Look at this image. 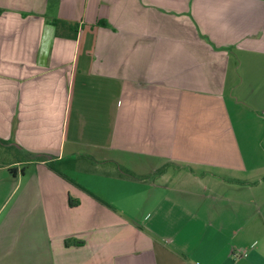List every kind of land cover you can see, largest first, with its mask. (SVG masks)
Wrapping results in <instances>:
<instances>
[{"label":"crops","instance_id":"obj_1","mask_svg":"<svg viewBox=\"0 0 264 264\" xmlns=\"http://www.w3.org/2000/svg\"><path fill=\"white\" fill-rule=\"evenodd\" d=\"M0 139V264H264V0H0Z\"/></svg>","mask_w":264,"mask_h":264},{"label":"rangeland","instance_id":"obj_2","mask_svg":"<svg viewBox=\"0 0 264 264\" xmlns=\"http://www.w3.org/2000/svg\"><path fill=\"white\" fill-rule=\"evenodd\" d=\"M14 151V149H9V150H6V149H4V147L3 146H1L0 145V162H3V161H6V160H9V158H11V159H13V152ZM86 151H88V150H86ZM86 151H84V153L86 152ZM21 155V154H20ZM19 155V156H20ZM28 157V155H26V154H22L21 155V157L22 158H24V157ZM64 164L66 163L65 161H62ZM106 162H102V163H99V165H104V166H99L98 165V167H94V166H97V165H95V164H93V166H91V170L92 171H88V172H93V173H96V174H99V175H102V176H104L105 177V171H103L104 169H105V166H106V164H105ZM63 168V167H62ZM68 170H69V172H70V174H71V176H73L74 178H77V179H79V182H81V183H83V184H85V183H87L88 184V186H90V183L92 184V185H94V186H96V187H98V186H102V187H106V186H108V185H111V182H107L105 179L106 178H99V177H94V176H92L93 174H90V173H88V172H85V171H83L82 169H79V168H77L76 166L74 167V166H72L71 167V169H69L68 168ZM72 177V178H73ZM74 178H73V181H75L74 180ZM111 194L112 195H114V196H116V190L114 191V192H111ZM120 198L121 197V195H117V198ZM121 200V199H120ZM134 200V202L136 201V199H133ZM133 216H135V215H133Z\"/></svg>","mask_w":264,"mask_h":264},{"label":"trees","instance_id":"obj_3","mask_svg":"<svg viewBox=\"0 0 264 264\" xmlns=\"http://www.w3.org/2000/svg\"><path fill=\"white\" fill-rule=\"evenodd\" d=\"M51 23L55 26V30H56V33H58V30H60L61 28H63L64 25H66L69 29L73 30V35L75 36L77 31H78V23H68V21L66 20H63V19H59V18H53L51 20ZM0 143H6L3 139H0ZM14 148V147H12ZM12 148H8V147H4V149L6 150H9V149H12ZM25 154L28 155V157H24L28 160H35L38 158H41L37 153H33V152H28V151H25ZM51 167L53 168V170H55L58 174H60L61 176H65L64 173H62L61 171H59L55 166H54V163H50ZM12 171V169H10ZM66 177V176H65ZM71 198L69 197V203L72 205V202H71Z\"/></svg>","mask_w":264,"mask_h":264}]
</instances>
